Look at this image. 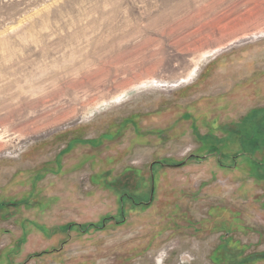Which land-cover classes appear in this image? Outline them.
Masks as SVG:
<instances>
[{"label":"rangeland","instance_id":"374dc122","mask_svg":"<svg viewBox=\"0 0 264 264\" xmlns=\"http://www.w3.org/2000/svg\"><path fill=\"white\" fill-rule=\"evenodd\" d=\"M4 97L0 264H264V0H0Z\"/></svg>","mask_w":264,"mask_h":264},{"label":"bare ground","instance_id":"6f19581e","mask_svg":"<svg viewBox=\"0 0 264 264\" xmlns=\"http://www.w3.org/2000/svg\"><path fill=\"white\" fill-rule=\"evenodd\" d=\"M62 67H60L59 69L57 68V69H55V70H53L54 72V74H53V76H51L50 78H48V77H46V74H43V72H37L36 70H34V76H35V78H37L36 80H37V82H35L34 83V81H31L30 80V83H27V84H32L33 85V91H37L38 93L39 92H41V94H42V96H40V97H38L37 99H35V100H27L26 99V101H28L27 102V104H29V105H36L38 102H43L44 101V99L46 98V97H49L50 96V94L49 95H45V94H48L47 92L45 93V92H43V89H44V87H45V83L47 82V81H49V80H51L52 79V77H53V80H56L57 78H59V75H61V73H62V70L64 69H67L68 67H63V69H61ZM46 71H48V70H46ZM19 79V78H18ZM18 79H16V80H14V81H12V82H10L11 84H15V82H17V80ZM101 83H102V81H101ZM36 84H38L39 86H35ZM100 84V83H99ZM39 88V89H38ZM72 89V88H71ZM47 90V89H46ZM45 89H44V91H46ZM73 90V89H72ZM69 91V90H68ZM58 94L57 95H59L60 93H62L63 92V90H61V86L59 87V89H58ZM52 93V92H51ZM54 93V92H53ZM21 97V99L23 98V96H24V94L23 93H18V92H16L15 93V95H14V98H16V97ZM52 97V96H51ZM3 105H8V106H10L9 108H10V110H12V113H14V112H16V111H14V110H16L17 108H15V107H11L12 105H14L13 104V102L12 101H9V99H7V98H5L4 97V99H3V101H1L0 102V107L1 106H3ZM18 111V110H17ZM37 115V114H36Z\"/></svg>","mask_w":264,"mask_h":264},{"label":"crops","instance_id":"0c3cea01","mask_svg":"<svg viewBox=\"0 0 264 264\" xmlns=\"http://www.w3.org/2000/svg\"><path fill=\"white\" fill-rule=\"evenodd\" d=\"M3 174H4V171L2 172ZM24 175V174H23ZM30 176H29V174L25 177V178H23V176H17L15 179H13V183H14V181L16 180V182L15 183H21V182H28L29 180H30V178H29ZM20 178H23V179H26V181L24 180H22V179H20ZM15 211V212H14ZM13 212H11L12 214L10 215V216H15V215H20V212H17L16 210H14ZM24 215V214H23ZM23 218H26V220L28 221V220H32V218H34V217H31L30 216V214L28 215V214H25L24 215V217ZM1 219V218H0ZM10 221H15V219L14 218H12V219H10ZM14 224H16V223H14ZM16 226L20 229V234H22V232H23V230H24V227H22V226H20V225H17L16 224ZM41 226H43V227H45L44 225H41ZM19 229L17 230V231H19ZM2 230V229H1ZM0 230V236H1V233H2V231Z\"/></svg>","mask_w":264,"mask_h":264},{"label":"flooded vegetation","instance_id":"af4514ba","mask_svg":"<svg viewBox=\"0 0 264 264\" xmlns=\"http://www.w3.org/2000/svg\"><path fill=\"white\" fill-rule=\"evenodd\" d=\"M154 182H152V188H154ZM152 196H153V192H152ZM152 200H153V197H151V199H150V201L149 202H152ZM146 203H148V201L146 202ZM11 204V203H10ZM10 211H8L7 213H9ZM7 213H6V215H7ZM0 216H3L2 215V211H0ZM110 217H112L111 219L112 220H117V219H115V217L114 216H110ZM110 217H106V218H110ZM111 219H107V220H105V218L104 219H102V222L101 223H99V222H90V223H98V224H100V228H102V227H104L105 226V224L109 221V220H111ZM119 222V221H118ZM78 225L80 224V223H77ZM77 225V226H78ZM81 225V224H80ZM81 228V227H80Z\"/></svg>","mask_w":264,"mask_h":264},{"label":"trees","instance_id":"16d2710c","mask_svg":"<svg viewBox=\"0 0 264 264\" xmlns=\"http://www.w3.org/2000/svg\"><path fill=\"white\" fill-rule=\"evenodd\" d=\"M112 217H110V218H105V220H107V219H111ZM73 225V223L72 224H70L69 226H72ZM79 227H81L83 230H89V229H91V228H97V229H99L100 228V224H96V223H86V224H84V225H78Z\"/></svg>","mask_w":264,"mask_h":264},{"label":"water","instance_id":"95a60500","mask_svg":"<svg viewBox=\"0 0 264 264\" xmlns=\"http://www.w3.org/2000/svg\"><path fill=\"white\" fill-rule=\"evenodd\" d=\"M160 163L162 164V162H160ZM153 165H154V163L151 164V170H152V168H153ZM152 197H153V196H152Z\"/></svg>","mask_w":264,"mask_h":264}]
</instances>
